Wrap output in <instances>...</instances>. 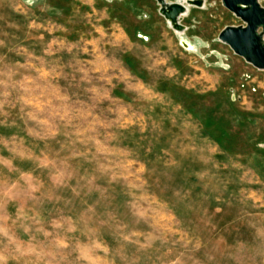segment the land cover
Masks as SVG:
<instances>
[{"label":"rangeland","instance_id":"obj_1","mask_svg":"<svg viewBox=\"0 0 264 264\" xmlns=\"http://www.w3.org/2000/svg\"><path fill=\"white\" fill-rule=\"evenodd\" d=\"M191 8L0 0V264H264V70Z\"/></svg>","mask_w":264,"mask_h":264},{"label":"water","instance_id":"obj_2","mask_svg":"<svg viewBox=\"0 0 264 264\" xmlns=\"http://www.w3.org/2000/svg\"><path fill=\"white\" fill-rule=\"evenodd\" d=\"M159 12L168 25L181 35L184 46L192 43L184 35L188 26L183 22L191 7L203 8L206 0H156ZM222 4L242 20L239 25H226L218 39L227 44L235 54L254 67L264 70V5L263 0H221Z\"/></svg>","mask_w":264,"mask_h":264},{"label":"trees","instance_id":"obj_3","mask_svg":"<svg viewBox=\"0 0 264 264\" xmlns=\"http://www.w3.org/2000/svg\"><path fill=\"white\" fill-rule=\"evenodd\" d=\"M137 0H132L131 2H127L128 4L130 3H133V2H136ZM77 3V0H66V5L67 7H73L74 4ZM114 9L111 11L113 13ZM115 17V16H114ZM129 56H125V62L127 63V65L131 68V70L133 71L134 74H136L138 77L140 78H144L142 76V74H140L138 72V70L136 69V66H135V63H134V60H135V57L134 56H131V54H127ZM170 84V87L169 88H161L162 91H166V92H169L170 94L173 95L174 99L177 100V101H180V97H179V93H182V91H184V93H186L187 91H189L187 88H184L183 86H179L178 84H176L174 81L172 80H167ZM180 90V92H178V90ZM222 130V135L223 136H226L228 135V131L226 129H221Z\"/></svg>","mask_w":264,"mask_h":264},{"label":"crops","instance_id":"obj_4","mask_svg":"<svg viewBox=\"0 0 264 264\" xmlns=\"http://www.w3.org/2000/svg\"><path fill=\"white\" fill-rule=\"evenodd\" d=\"M105 1H107L108 3H114V1H116V0H105ZM131 2L132 0H126V2ZM152 1H156V0H152ZM134 3V2H133ZM98 7H100V6H98ZM106 8H107V12H108V14H109V16H110V18L112 17V14H111V11L113 10V9H116L115 7H113V6H110V4L109 5H106ZM192 9L193 8H191V10H190V12L192 11ZM112 20H114V19H112ZM116 20V19H115ZM150 35V37H153L151 34H149ZM142 37L145 39V37H148V36H143L142 35ZM140 78V77H139Z\"/></svg>","mask_w":264,"mask_h":264},{"label":"bare ground","instance_id":"obj_5","mask_svg":"<svg viewBox=\"0 0 264 264\" xmlns=\"http://www.w3.org/2000/svg\"><path fill=\"white\" fill-rule=\"evenodd\" d=\"M202 40H203V39H202ZM192 47H194L193 44H192Z\"/></svg>","mask_w":264,"mask_h":264}]
</instances>
